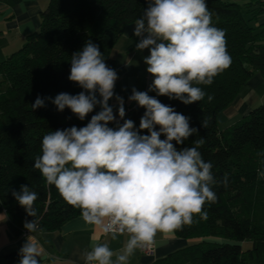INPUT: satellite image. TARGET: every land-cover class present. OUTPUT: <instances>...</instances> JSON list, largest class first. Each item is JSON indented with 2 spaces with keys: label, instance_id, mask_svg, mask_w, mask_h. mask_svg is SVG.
Masks as SVG:
<instances>
[{
  "label": "trees",
  "instance_id": "trees-1",
  "mask_svg": "<svg viewBox=\"0 0 264 264\" xmlns=\"http://www.w3.org/2000/svg\"><path fill=\"white\" fill-rule=\"evenodd\" d=\"M206 4L212 25L225 34L230 66L214 77L211 85H198L205 92L199 102L185 105L148 91L154 79L149 73L145 91L189 117L190 127L198 129L176 147H196V142L202 141L198 151L204 161L212 163L217 181L212 189L217 198L204 205L207 219L194 216L191 225L174 233L178 238L200 240L153 264H264V102L222 130L216 122L217 114L234 100L251 75L264 77V22L259 21L264 17V0L241 4L206 0ZM146 8V0H49L40 13L39 28L0 60V211L8 218L12 238L21 236L26 220L38 222L36 232H49L81 216L33 165L42 154L44 135L84 127L99 111L80 120L68 108L59 112L47 98L83 91L68 77L72 54L82 50L87 41L99 46L105 63L114 69L111 48L122 28L140 18ZM37 96L45 99L46 106L33 110L31 104ZM125 112L123 119L116 118L109 127L130 119L139 129L145 109L136 104ZM204 121L206 126H202ZM21 185L38 193L33 204L35 217L28 216L12 195ZM246 241L250 246L244 248Z\"/></svg>",
  "mask_w": 264,
  "mask_h": 264
},
{
  "label": "clouds",
  "instance_id": "clouds-1",
  "mask_svg": "<svg viewBox=\"0 0 264 264\" xmlns=\"http://www.w3.org/2000/svg\"><path fill=\"white\" fill-rule=\"evenodd\" d=\"M147 3L143 15L134 22V35L139 38L136 50H149L143 57L146 71L154 77L148 91L185 105L201 101L205 92L198 85H211L231 64L224 32L212 25L206 0ZM70 64L68 79L83 91L47 99L59 112L68 108L80 120L97 105L101 110L84 127L44 135L42 154L33 168L48 185L55 186L68 205L80 210L86 224L98 226L113 240L127 235L119 252L106 243L85 251V264H129L138 249L155 243L158 233L182 230L197 215L207 219L204 205L217 198L212 189L217 183L212 163L204 161L198 151L202 141H197L196 147H176L198 129L190 127L189 117L146 91L133 88L128 97L145 109L139 129L130 119L109 127L116 122L108 102L115 95L118 74L105 63L97 44L85 42L82 50L72 54ZM115 99L123 119L124 99L119 95ZM45 106V99L39 96L31 104L33 110ZM206 125L204 121L202 126ZM143 130L147 134H141ZM12 195L28 216L35 217L37 192L21 185ZM23 226L31 234L39 228L35 219L26 220ZM19 255V264H40V248L31 235Z\"/></svg>",
  "mask_w": 264,
  "mask_h": 264
},
{
  "label": "crops",
  "instance_id": "crops-1",
  "mask_svg": "<svg viewBox=\"0 0 264 264\" xmlns=\"http://www.w3.org/2000/svg\"><path fill=\"white\" fill-rule=\"evenodd\" d=\"M48 2L49 0H0V60L19 47L26 35L39 28L40 13L46 9ZM134 27V23L125 25L121 30V37L127 40L134 37ZM118 53L117 48H111L110 55L114 59ZM257 85L264 88V79L260 78ZM262 100H264V91L259 97L254 96L251 99L238 93L234 100L217 114L216 122L221 117L226 128L247 115L251 108ZM134 103V101L129 102V105L131 104L129 108ZM28 237L21 235L12 238L9 233L8 218L4 211H0V264L19 263L21 258L19 250ZM31 238L39 245L40 264H85L82 254L91 250L96 244L106 243L114 252H119L128 237L121 235L113 240L110 234H104L98 226L86 224L82 217L78 216L68 220L55 231L34 232ZM187 244V240L176 237L174 233H160V236L155 238L153 251L142 253L137 250L129 258V264H153L155 260Z\"/></svg>",
  "mask_w": 264,
  "mask_h": 264
},
{
  "label": "rangeland",
  "instance_id": "rangeland-1",
  "mask_svg": "<svg viewBox=\"0 0 264 264\" xmlns=\"http://www.w3.org/2000/svg\"><path fill=\"white\" fill-rule=\"evenodd\" d=\"M229 2L234 3H243L248 0H225ZM260 22H264V17L260 18ZM139 38L136 36L130 38V40H127L126 38H122L121 35L116 40L115 44L112 48H117L119 53L116 56V63L114 70L118 74V79L115 84L114 93L115 95H119L123 97L124 99V107L125 111L129 109V101L128 97L132 94V89L136 88L138 91H145L147 80H148V72L146 71V64L144 63L143 57L149 55V50L145 49L142 52L136 50V43L138 42ZM24 40L20 43V48L23 44ZM18 46V45H17ZM15 48V49H16ZM256 79H264V77L260 76L259 73H255L251 75L247 81L242 85L239 94L247 97L248 99L253 98L254 96L259 97L261 92L264 91V88L262 86L257 85L258 80ZM115 95L112 99L109 100V105L113 108L114 115H116V118L119 117L117 112V101L115 99ZM253 95V96H252ZM98 96V94H97ZM99 98V96H98ZM264 102L262 100L260 103ZM257 103V104H260ZM135 102L132 106L136 105ZM95 111H100L101 108L99 105H97L94 108ZM217 126L219 129H224L225 125L221 121V117H219V120L217 121ZM157 236H160V233L157 234ZM187 240L188 244L195 243L199 241V238H188ZM242 246L244 248H247L250 246L249 242H243Z\"/></svg>",
  "mask_w": 264,
  "mask_h": 264
},
{
  "label": "built area",
  "instance_id": "built-area-1",
  "mask_svg": "<svg viewBox=\"0 0 264 264\" xmlns=\"http://www.w3.org/2000/svg\"><path fill=\"white\" fill-rule=\"evenodd\" d=\"M21 235L23 236H30L32 235L31 233H29L26 229H23L22 232H21ZM154 249V244L146 247V248H143V249H138V251L142 252V253H149V252H152Z\"/></svg>",
  "mask_w": 264,
  "mask_h": 264
}]
</instances>
